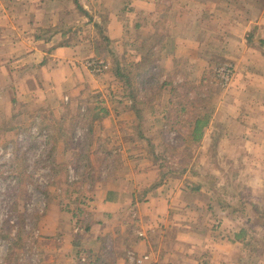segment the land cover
Instances as JSON below:
<instances>
[{
    "label": "rangeland",
    "instance_id": "374dc122",
    "mask_svg": "<svg viewBox=\"0 0 264 264\" xmlns=\"http://www.w3.org/2000/svg\"><path fill=\"white\" fill-rule=\"evenodd\" d=\"M237 1L241 6L235 7L242 11L243 15L246 13L248 18L259 19L261 14L259 10L262 8L264 10V0L257 2L255 10H252L247 2L256 0ZM249 10H252L251 14ZM68 12L70 11H66ZM76 12L79 11L76 9L73 13ZM79 13L80 18L75 14L73 17L71 12L62 19L69 29H74L75 36L93 39L99 46L94 27L87 24V19L81 12ZM224 14L227 12L224 11ZM78 19L80 22H77ZM84 20L86 22L82 23ZM260 26L261 35L264 34V24ZM132 36L137 39L138 35L135 33ZM87 46L81 48L82 56L85 57L84 62L71 75L64 90L66 93V90L73 87L80 92V95L77 92L75 101L65 100L64 97L58 101L50 85L40 83L41 89L48 92L47 100L43 98L41 103H38L40 97L28 98V96L26 104L30 106L43 104L45 112H40L41 108L36 111L34 107L29 108L24 117L26 127L17 125L22 124L20 117L24 112L18 113V105L10 103L12 92L0 87V228L4 223H10L14 227V235L18 230L22 231L18 227H24L21 233L24 238V247L20 251L17 264H89L90 260H92L90 263L96 260L94 264H137L138 258L125 256L120 240L111 239L110 241L109 238V241L105 239L103 242L92 244L87 237H83L79 240L80 247L73 246L76 237L80 236L78 229L82 227V224H78L79 209L84 210L83 216L87 222H90L94 201L104 190L117 186L126 187L130 191L135 190L138 195L137 200L141 201L147 195L144 192L151 190L159 180L158 165L154 163L153 155L148 148L149 144L140 142L137 130L134 129L138 122L134 112L129 110L125 102L120 103L123 90L112 72V64L103 76L94 75L85 63L92 59L103 61L105 59L99 47L94 51L91 44ZM6 51V49H0L2 55H5ZM94 54H97V57ZM136 55L134 51L126 58L127 62L123 61V67L126 66L132 70L133 74L136 69L130 68L131 63L128 61L134 64ZM235 74L226 88H222L214 75L213 81L211 79V84L206 86L205 90L208 93H225V100L231 101ZM137 85L139 90L143 88V85ZM159 87L154 85L150 89L146 86L149 94L140 92L143 100L149 106H156L157 109L168 105L170 89L161 90ZM190 89L195 91L191 92L193 96L204 91L202 87L195 84L194 88L188 85L179 91L185 93ZM258 103L264 104L259 101ZM95 107L98 108L95 113H92L91 109ZM102 108L109 110L110 114L104 116L100 112ZM54 109L59 110L58 118L52 116ZM94 114L103 117L94 121ZM16 115L20 117L17 118ZM142 117L145 120L144 133L154 145H158L159 152L164 149L167 140L175 141L180 127L165 125L162 128L154 122V119L162 117L159 114H154L152 117L149 111ZM153 123L155 126H152ZM68 142L70 148L67 149ZM210 146L211 144H201L190 146V149L193 158L191 164L196 165V172L201 176L211 175L218 179L210 194L197 197L198 203L194 204H198L196 206L199 208V202L206 205L212 201L210 205L212 204L213 208L201 213L199 217L195 216L190 223L182 222V225H175V228L170 229L166 235L167 239L163 240L159 247L174 255L171 256L169 252L168 256L160 258L164 259L162 261H158L157 256H149L147 264H180L182 259L175 251L177 247L179 252L180 249L185 248L184 251L190 254L188 256L191 257L189 261L191 264L195 259L205 261L208 260L204 255L205 252L210 253L211 250L212 254L218 250L231 252L232 247L226 245L217 247L216 250V245H219L217 239L222 232L223 239H226L232 237L233 233L238 232L242 227H247L252 233L257 230L258 227L255 224L249 227L242 216H227L226 213L222 215L218 196L220 194L222 198L234 203L241 198L264 208V175L245 177L241 173L242 162L229 160L228 155L218 151V146L215 150L210 149ZM106 151H112V157L108 161ZM178 152L180 156L177 158L172 155L168 157L173 165L188 156L184 157L185 154H182V151ZM82 154L86 155L82 156ZM261 156L264 155L261 154ZM108 164H110V170L107 169ZM248 165L258 169L254 171L251 168V172L261 173L259 168L262 165L264 167V159L257 158L256 162L251 161ZM88 174H92V178L88 177ZM154 176L157 179H154ZM190 179L192 177L188 175L185 180ZM135 180L138 186H141L140 190L134 188ZM154 180L156 183H153ZM172 182V186L176 189L187 187L189 184L184 179H174ZM150 185V188H146ZM159 188L163 192V186ZM151 191L155 192L154 189ZM129 211L124 216V220L132 226L131 222L135 215L134 211ZM218 213L225 217L222 226L217 224L214 218H210L211 214L216 217ZM196 214H199V211ZM253 216L255 215H252V218ZM118 225V222H114L110 228L111 232L116 231L114 228ZM158 238L159 235L152 238V245L160 242L161 239ZM261 238L264 239V234L258 230L253 244H259L252 253L251 248L239 247L241 261L244 264H264V240L261 241ZM9 249V241L0 238V264L5 263ZM89 250H92L93 254L90 255ZM108 252L111 253L108 254ZM98 258L101 261L97 260ZM215 258V263L220 262L218 257Z\"/></svg>",
    "mask_w": 264,
    "mask_h": 264
},
{
    "label": "crops",
    "instance_id": "0c3cea01",
    "mask_svg": "<svg viewBox=\"0 0 264 264\" xmlns=\"http://www.w3.org/2000/svg\"><path fill=\"white\" fill-rule=\"evenodd\" d=\"M259 1L247 3L255 10ZM79 2L95 20L101 15L108 18L107 35L114 42L122 61L127 62L126 58L136 52L135 64L144 65L147 70L142 77H138L146 80L139 91L146 89L147 92L146 86L149 87L150 82L159 85L161 90L165 84V88L171 89L178 83H187L192 88L194 84L202 87L204 91L200 96L213 101V106H206L202 110L211 114L202 144L210 145L216 140L218 151L228 155L227 159L243 163L241 173L245 177L264 175L263 165L259 168L261 173L251 172V168L254 171L258 169L248 165L251 161L256 162L257 158L264 159L261 156L264 155V104L258 103L264 102V56L256 42L249 44L247 41L252 29L258 27L260 30V25L264 24L263 8L259 10V20L248 18L246 13L243 15L242 11L226 0ZM68 10L70 12L66 13ZM75 10L72 0H0V49L7 50L5 55L0 52V87L12 92L10 103L18 105V113L24 112L21 117L16 115L22 118V124H17L21 127H26L24 117L29 108H36L34 111L41 108L39 111L45 112L43 104H26L28 96L40 97L38 103L43 98L47 100L48 92L41 89L40 83L50 85L58 101L63 97L65 100H76L78 90L72 87L65 93L66 83L85 60L81 48L91 44L95 51L99 46L93 39L78 38L74 29L66 26L62 19L65 15L72 12L73 17L75 14L80 18L79 12L73 13ZM252 10H249V14ZM135 33L137 39L132 36ZM149 52L153 55L147 61ZM94 56L97 57V54ZM107 63L110 67L111 62ZM228 64L237 71L232 86L233 96L229 102L225 100V93H208L205 90L211 84V79L213 81L215 69ZM190 96L194 97L192 93ZM154 108L157 113L166 112L165 107ZM58 115L59 110L54 109L52 116L58 118ZM135 183L134 188L140 190L141 186L136 180ZM159 189H155V192L147 190L146 197L141 201L137 200L135 190L130 191L126 187L104 190L94 201L87 240L92 244L105 239L109 241V238L110 241L120 240V246L128 258L147 257L148 261L149 256H157L158 261L164 260L160 258L168 256L170 251L162 250L159 246L167 239L168 231L175 225L190 223L195 216L199 217L213 208L210 205L212 201L206 204L208 206L199 202V208L196 206L198 204H194L198 203L197 197L209 195L212 190L203 188L194 193L187 187H180L170 192L169 196H164ZM129 210L134 211L135 215L132 226L124 220ZM198 211L199 214H196ZM221 214L218 213L216 217L211 214L210 218L222 226L225 217ZM114 222L119 224L114 228L115 233L110 230ZM222 234L218 236L216 250L226 245L232 247L231 252L218 250L212 254L211 250L210 253H204L208 260L195 259L191 261L192 264H242L239 247L243 245L231 241L234 233L226 239H223ZM158 235L160 242L152 245V238ZM178 249L175 251L182 259L180 264H191L190 254L184 251L185 248L180 249V252ZM170 255L174 253L170 252ZM215 257L220 262L215 263Z\"/></svg>",
    "mask_w": 264,
    "mask_h": 264
},
{
    "label": "trees",
    "instance_id": "16d2710c",
    "mask_svg": "<svg viewBox=\"0 0 264 264\" xmlns=\"http://www.w3.org/2000/svg\"><path fill=\"white\" fill-rule=\"evenodd\" d=\"M75 4L76 9L84 15L87 19V24H90L94 27L96 31V37L99 41V48L101 50V54L104 57L105 61L111 62L113 66V74L115 78L119 82L121 89L123 90V94L121 95L120 103H126L128 105L129 110L134 112L135 118H137L138 122L135 124L134 129L137 130V135L140 142H148V148L150 153L153 155V160L156 165H158V174L159 180L158 183L152 188L157 189L163 186V192L161 195L169 196L170 192L176 190V187H173L172 181L176 180H183L187 181V188L194 193L201 191V189H213L214 185L218 182L216 176L206 175L201 176L196 172V165L191 164L192 153L190 146H200L202 144L203 136L205 130L210 122V112H202L204 107H211L213 106L212 99L203 98L200 94L196 93L192 98L190 96L191 92H195L194 90L188 92H180L179 90L183 87H188L189 84L187 83H178L174 84L169 91V99L168 105H165V113H157L155 111L154 105L149 106L147 102L143 100L141 97V91H139L138 85H144L146 80H139L137 81V77L139 75L142 77L143 74L147 71L144 65L137 66L134 64H129L130 68H135L136 72L133 74L132 70L123 67V61L120 59V55L116 52L115 44L107 35V26H108V18L104 15L98 17V20H95L93 16H91L81 5L79 0H72ZM228 3H232L236 7H240L241 4L237 0H226ZM70 32V30L68 31ZM263 35V36H261ZM259 32V28L255 27L252 29V32L248 35L247 41L249 44L256 42L258 45L259 50L261 51L262 55L264 56V34ZM152 53H148V60L152 59ZM138 70V72H137ZM215 73H213V76ZM137 76V77H136ZM147 85V84H146ZM150 88L154 87V83H149ZM162 86V90H164ZM198 90V88L196 89ZM143 90V92H145ZM146 93V92H145ZM147 94V93H146ZM95 107L91 109L92 113H95ZM151 112L152 117L154 114H159L160 117L165 115L162 118L154 119V122L157 123L162 128L167 125H171L172 127H180L178 130V136L176 134L175 141L167 140L164 146V149L159 152L158 145H154L152 140L146 137L144 133V123L145 120L143 119V114L145 112ZM100 112L104 114V116L109 115L110 111L102 108ZM172 114V115H171ZM103 117V116H102ZM99 114H94L93 119L97 121L102 118ZM152 126H155L153 123ZM175 131V130H172ZM91 133V130H89ZM176 132V131H175ZM217 146L216 140L211 144L210 149L215 150ZM66 148H70V143L68 142ZM75 148V146L73 147ZM178 151H182V154H185L183 159H180L178 164L173 165L168 157L172 155L173 157L177 158L180 156ZM106 159L107 161L112 157V151H106ZM86 155V154H84ZM82 154V156H84ZM174 158V161L176 160ZM171 162V163H170ZM178 166V168H177ZM107 169L110 170V164L107 165ZM188 175H191L192 179L185 180ZM88 177L92 178V174H88ZM70 184V183H69ZM73 185V183H71ZM212 187V188H211ZM151 189V190H152ZM150 190V191H151ZM215 191V190H214ZM148 191H145L144 194H147ZM224 199V200H222ZM218 204L221 208V213H226L227 216H242L246 223L250 225L255 224L257 230L253 233L247 227H242L238 232L234 233V238H232V242L241 243L244 249L251 248L250 252L252 253L257 249L259 243L253 244L254 240L257 238L258 230L261 231V234H264V208H261L257 204H252L247 202L244 199L239 198L238 202L234 203L233 201H227L225 198L219 194L218 196ZM84 210H78V217L79 222L78 224H82L80 229H78V235L73 242L74 247H80V238L87 237V234L90 232L91 229V221L87 222V219L84 218ZM252 215L254 218H252ZM255 220V222H254ZM21 228L23 231V226L18 227ZM14 227L10 225V223H4V225L0 228V238L3 240H8L10 244V249L7 258L5 259L4 264H17L18 263V256L20 255L21 249L24 247V238L21 236L22 231L18 230L13 235ZM264 240L261 238V241ZM260 242V240H259ZM90 255L93 254L92 250L88 252ZM259 253V252H258ZM97 260H100L98 258ZM96 261V260H95ZM92 262L90 264L95 263ZM242 264H244L242 262Z\"/></svg>",
    "mask_w": 264,
    "mask_h": 264
},
{
    "label": "built area",
    "instance_id": "2783aa9c",
    "mask_svg": "<svg viewBox=\"0 0 264 264\" xmlns=\"http://www.w3.org/2000/svg\"><path fill=\"white\" fill-rule=\"evenodd\" d=\"M85 66L90 70V72L97 76H103L109 70L108 63L99 59L88 60L85 63ZM214 73L222 88H226L234 77L235 68L229 64L222 65L217 67ZM147 259V257L137 259L136 263L147 264Z\"/></svg>",
    "mask_w": 264,
    "mask_h": 264
}]
</instances>
